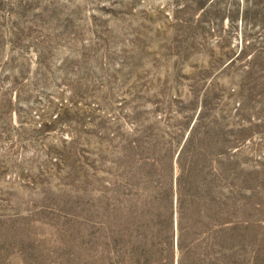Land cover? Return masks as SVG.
Here are the masks:
<instances>
[{
  "label": "rangeland",
  "instance_id": "374dc122",
  "mask_svg": "<svg viewBox=\"0 0 264 264\" xmlns=\"http://www.w3.org/2000/svg\"><path fill=\"white\" fill-rule=\"evenodd\" d=\"M221 221L264 264V0H0V264H215Z\"/></svg>",
  "mask_w": 264,
  "mask_h": 264
},
{
  "label": "trees",
  "instance_id": "16d2710c",
  "mask_svg": "<svg viewBox=\"0 0 264 264\" xmlns=\"http://www.w3.org/2000/svg\"><path fill=\"white\" fill-rule=\"evenodd\" d=\"M180 200L177 202V213H176V220H175V231H176V241L178 243V246H180L181 251L183 250L182 245H181V236H182V232L184 230L183 227V219L185 218V215L183 214V212L181 211V206L179 205ZM170 197H168V194H164L162 199H161V205L163 206V222H165V229H167V226L169 228L173 227L174 224V218H173V207L169 206L170 205ZM228 227H227V222L225 221V225H224V221H221L218 223V235H216L217 238V245L219 246V249L217 251V256L216 257V263L215 264H227V261L224 258V255L227 251V241H228ZM227 230V231H226ZM174 233V231H172ZM178 232V233H177ZM178 234V235H177ZM173 239H169L168 238V243L171 244V241ZM172 245V244H171ZM168 251V250H167ZM164 252V249H163ZM149 264H153L152 261L147 262Z\"/></svg>",
  "mask_w": 264,
  "mask_h": 264
}]
</instances>
